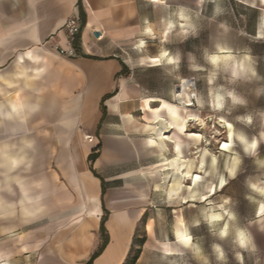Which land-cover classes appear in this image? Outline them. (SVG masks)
<instances>
[{
	"label": "crops",
	"instance_id": "1",
	"mask_svg": "<svg viewBox=\"0 0 264 264\" xmlns=\"http://www.w3.org/2000/svg\"><path fill=\"white\" fill-rule=\"evenodd\" d=\"M196 10L197 0H167L166 7L151 0H0V102L19 91L30 103L40 101L27 123L0 126V160L25 155L31 162L27 172L0 168V188L18 176L29 198L41 196L45 207L25 222L19 188L12 183L15 195L0 192L17 203L15 217L0 219V264H132L137 250L135 264L190 260L174 233L187 229L193 238L196 223L177 217L181 207L167 206L166 199L181 175L173 161L191 160V140H200L188 126L181 132L171 124L163 103L181 106L172 94L150 88L140 73L144 66L127 62L122 52L186 31ZM72 18L81 24L77 58L56 50L69 48L64 26ZM153 128L166 138L159 140ZM195 160L194 186L201 178Z\"/></svg>",
	"mask_w": 264,
	"mask_h": 264
},
{
	"label": "rangeland",
	"instance_id": "2",
	"mask_svg": "<svg viewBox=\"0 0 264 264\" xmlns=\"http://www.w3.org/2000/svg\"><path fill=\"white\" fill-rule=\"evenodd\" d=\"M217 8L220 9L219 14L216 13ZM196 11L194 34L185 36V31L174 33L173 37H165L160 43L147 48V44L138 42L124 48L122 56L133 65L142 64L144 67L140 73L148 86L167 98L172 94L169 98L174 104L185 106L174 94L184 80H192L196 88L198 99L191 109L204 120L205 125L201 126L196 121L189 123L188 133L199 134L201 140H191V151L187 153L191 155L190 158L199 162L197 174L201 178L195 186L194 181L185 180L178 195L166 199L169 200L167 206H180L177 209L182 210H178L176 216L187 217L196 223L194 243L203 250L209 264H239L235 254L242 250L234 244L233 236L224 239L218 236L225 223L230 230L237 227L247 229L253 237L256 251L244 252L243 264H264V214L258 210L264 198L248 186L249 181L264 186V169L257 164V161L264 160V144H261L256 157H248L237 139L239 136L251 139L264 131V39H253L261 24H264V0H203L202 3L197 0ZM221 24L225 27L222 28ZM221 48L225 51H221ZM165 51L168 56L161 57V53ZM229 54L237 64L243 61L256 75L251 76L249 73L232 80L230 73L223 70V63L214 66L208 60L212 55ZM147 57L160 58L161 66L153 68L145 62L141 63ZM170 58H178V63H168ZM213 73L216 79L209 84L208 78ZM229 92L244 103L233 104ZM216 96H223L225 99V106L221 110L211 107ZM247 115L253 117L250 126L238 119ZM221 120L232 127L228 129L220 124ZM230 135L231 140L228 139ZM226 140L230 144L229 149L218 146ZM234 157H239L242 163L237 176L229 179L227 168ZM213 159H216L215 164ZM221 177L228 181L223 188L219 184ZM188 185H192L193 190L190 191ZM201 197L206 199H200ZM165 198H169L167 192ZM170 200L175 201L171 203ZM225 200L229 203L221 209L220 205ZM185 203L188 205L184 206ZM225 211L231 212L235 218L230 219ZM209 214H220L223 219L210 225L205 220V216ZM213 245L223 248L225 261L216 259ZM185 263L199 264L191 253L190 260Z\"/></svg>",
	"mask_w": 264,
	"mask_h": 264
},
{
	"label": "clouds",
	"instance_id": "3",
	"mask_svg": "<svg viewBox=\"0 0 264 264\" xmlns=\"http://www.w3.org/2000/svg\"><path fill=\"white\" fill-rule=\"evenodd\" d=\"M154 6H167V0H151ZM200 3L203 2V0H199ZM220 9H216V13L219 14ZM187 18V17H186ZM173 25L168 24L167 31L165 32V36H167L168 32L171 31ZM221 27H225V25L221 24ZM187 30L183 33L185 36L188 34H194L195 28L189 22L186 25ZM148 34H152V28H148L147 30ZM255 40H261L264 39V24H261L258 34L253 37ZM142 45H138V47H141ZM221 51H225L224 49H221ZM168 52H162L161 57H167ZM248 58L246 57L245 60ZM208 60L210 63L214 66L219 65L223 63V70L226 73H230V77L232 80H235L239 77H245L249 73L251 76H255L256 73L249 67L246 66V64L242 61L239 64L235 62L234 57H232L230 54L225 56H217L212 55L208 57ZM170 64H176L178 63V58L176 60L169 59L167 61ZM231 62V63H230ZM141 63H144V61H141ZM153 65L160 64V60L153 59L152 60ZM216 79L215 73H213L209 78L208 82L209 84L213 83ZM38 94H40V91H37ZM228 95L231 97L233 104H243L244 101L238 99L236 96H234L231 92L228 93ZM225 106V99L223 96H216L214 99V102L211 104V107L216 110H221ZM40 107V101L37 100L35 103H30V97L26 96L23 91H19L11 96V98L6 99L4 102H0V126H3L5 122H16L18 124H25L30 119V117L36 113L39 110ZM190 119H197V117L192 116L189 117ZM156 119H160L159 116L156 117ZM243 123L246 125H252L253 123V117L251 115L239 117ZM199 123L203 124L204 121L200 120ZM227 123V122H226ZM232 127V125H231ZM145 130H148L147 128ZM152 131H155V129H151ZM230 140L232 139L231 135L229 136ZM239 140L240 145L242 146L243 152L248 157H256L259 151V148L261 144H264V131H261L258 136H253L251 139H248L245 136H239L237 137ZM149 144L153 143V141H148ZM27 147H31V144L27 145ZM175 163V161H173ZM242 161L239 157H234L231 160L230 165L227 168L228 177L229 179H233L237 176L240 165ZM213 164H215V159H213ZM258 166L261 169H264V160L257 161ZM0 168L6 169L8 173H15L20 169H23L25 172H27L31 168V162L27 160L25 155H19L14 157H6L3 160H0ZM228 181L221 177L219 184L220 187L223 188L225 184ZM12 183H14L21 193L22 199L19 201L20 209L22 212L23 217L25 218V222H28L29 220L33 218H37L41 214L45 212V207L40 205V200L42 199L41 196H37L35 198V201L29 198V192L30 189L25 186V183L22 179H20L18 176L13 177L12 181L9 182L5 187L0 188V192H7L8 194L15 195V191L12 187ZM43 185L42 183H36L33 185L35 188H41ZM249 188L257 193L260 197L264 198V186H262L259 183H254L249 181L248 184ZM171 198V194H170ZM200 199H206L205 197H201ZM251 199V198H249ZM25 201H27L28 206L25 205ZM229 201L225 200L224 204L220 205L221 209H224V205L228 204ZM258 210L261 214H264V200H261ZM17 215V203L12 202H6L2 197H0V219H8L13 218ZM225 215H228L230 219H234L235 217L231 212L225 211ZM223 219V216L220 214H209L205 216V220L210 224L214 225L216 222H219ZM181 228H183V221H179ZM175 240L177 243H179L184 249H186L188 252L192 254L194 259H196L199 264H209L207 256L203 253V250L197 246L195 243H193V238L187 231V229L183 230H176L175 233ZM233 236L234 244L237 248L241 249L242 251L236 252L235 256L239 264H243V253L249 252L253 253L256 251V247L253 243V237L250 234V232L247 229L244 228H235L234 230H230V227L227 223L223 225V227L219 230L218 236L221 239L227 238L228 236ZM171 251L170 247L168 245L163 246V252L169 253ZM213 252L216 256V259L220 262L225 261L226 255L223 250V248L220 245H213Z\"/></svg>",
	"mask_w": 264,
	"mask_h": 264
},
{
	"label": "bare ground",
	"instance_id": "4",
	"mask_svg": "<svg viewBox=\"0 0 264 264\" xmlns=\"http://www.w3.org/2000/svg\"><path fill=\"white\" fill-rule=\"evenodd\" d=\"M143 43V42H142ZM222 49V48H221ZM165 58V57H164ZM153 59H158L160 60V64L158 65H153L152 64V60ZM146 64H148L147 66L150 65V67H158L161 66V59L160 58H153V57H147L143 60ZM144 63V64H145ZM195 86L192 80H184L182 82V84L180 85L177 93H176V97L179 98L181 100V102L185 105L183 108L164 102L163 106L165 109L168 110L169 116H170V121L171 124L173 126H176L180 131L181 128H183L185 130V128L189 125L190 122L196 121L199 122L200 120H203L202 118H200L197 114L193 113V112H188V108L187 107H192L194 105V101L197 100V95L195 92ZM149 103V102H148ZM181 112H184V114H181ZM195 116L197 117V119H190L189 117ZM191 120V121H190ZM204 121V120H203ZM201 126H204L205 123L201 124L199 123ZM203 129V127H202ZM183 130V131H184ZM204 130V129H203ZM169 131V130H168ZM181 131V132H183ZM155 134L159 137V140H163L166 137L164 136V133H162V130H155ZM194 138H196L198 141L201 140V136L197 133H194L192 135H190ZM168 139V138H167ZM163 143V142H162ZM156 144V143H155ZM156 146V145H155ZM164 146V145H163ZM182 146V145H181ZM180 148V147H178ZM168 151V150H167ZM201 154V153H200ZM182 156V152L179 149V157ZM216 161V159H215ZM175 166L177 168V170L179 172H181V175L178 176L177 178H175L172 182H171V187L172 190L170 192L171 197L176 196L177 195V191L181 189L182 184L179 183V181L182 182V179H186V180H192L194 178L193 176V171L196 168V160L195 159H191L189 161H183L181 158H178L177 160H175ZM179 163H181L182 165L184 164L186 171L183 172L179 166ZM168 164V163H167ZM198 165V164H197ZM168 166H164L163 168H168ZM165 175V174H164ZM167 177V176H166ZM165 177V179H166ZM169 178V177H168ZM200 178V177H199ZM199 180V179H198ZM195 183V182H194Z\"/></svg>",
	"mask_w": 264,
	"mask_h": 264
},
{
	"label": "built area",
	"instance_id": "5",
	"mask_svg": "<svg viewBox=\"0 0 264 264\" xmlns=\"http://www.w3.org/2000/svg\"><path fill=\"white\" fill-rule=\"evenodd\" d=\"M64 28L68 32V36H69L68 46H69V48L68 49H62V48L58 47V48H56V50L63 57L77 58L78 53H77V50L74 46V38L76 35H78L80 33V30H81V24H80L79 18L69 19L66 22ZM85 140H87L89 143H92L94 138L92 136H86Z\"/></svg>",
	"mask_w": 264,
	"mask_h": 264
},
{
	"label": "snow or ice",
	"instance_id": "6",
	"mask_svg": "<svg viewBox=\"0 0 264 264\" xmlns=\"http://www.w3.org/2000/svg\"><path fill=\"white\" fill-rule=\"evenodd\" d=\"M219 123L222 124V125H225L228 129L231 128V124H228V123H226V122L223 121V120L219 121ZM183 130H184V129L181 128V131H183ZM228 139H230V137H228ZM218 146H219V147H222V148H224V149H229V148H230V144L227 142V140H226L225 142H223L222 144H219ZM197 179H199V177H197ZM213 191H214V189H213Z\"/></svg>",
	"mask_w": 264,
	"mask_h": 264
},
{
	"label": "trees",
	"instance_id": "7",
	"mask_svg": "<svg viewBox=\"0 0 264 264\" xmlns=\"http://www.w3.org/2000/svg\"><path fill=\"white\" fill-rule=\"evenodd\" d=\"M93 160V157L91 158ZM102 229H103V225H102ZM142 243H144V240H142ZM139 253H140V250H137L136 253L133 255V258H132V264H135L136 260L138 259L139 257ZM95 258V256L93 257V259ZM91 264V261L90 263Z\"/></svg>",
	"mask_w": 264,
	"mask_h": 264
},
{
	"label": "water",
	"instance_id": "8",
	"mask_svg": "<svg viewBox=\"0 0 264 264\" xmlns=\"http://www.w3.org/2000/svg\"><path fill=\"white\" fill-rule=\"evenodd\" d=\"M98 35V34H97Z\"/></svg>",
	"mask_w": 264,
	"mask_h": 264
}]
</instances>
